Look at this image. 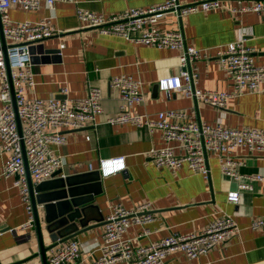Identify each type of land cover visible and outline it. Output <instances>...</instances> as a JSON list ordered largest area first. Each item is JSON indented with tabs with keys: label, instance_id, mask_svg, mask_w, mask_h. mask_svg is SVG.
I'll return each instance as SVG.
<instances>
[{
	"label": "crops",
	"instance_id": "0c3cea01",
	"mask_svg": "<svg viewBox=\"0 0 264 264\" xmlns=\"http://www.w3.org/2000/svg\"><path fill=\"white\" fill-rule=\"evenodd\" d=\"M76 3L57 2L53 8L41 5L35 10L9 9L13 20L37 21L50 17L56 32L41 41L44 49H55L52 54L34 53L32 70L34 86L26 89L29 98L75 99L86 94L89 87L101 92L102 112L95 122L80 129L60 127L64 137L61 145L53 146L61 156V173L48 179L45 187L58 188L61 179L69 177L90 197L86 208L85 225L94 226L74 236L80 248V260L71 264H85V256L96 253L102 239L103 218L111 205L121 203L128 209L139 203L150 205L152 220L145 225L129 224L123 238L133 246L144 245L173 232H197L221 214L232 217L239 231L208 252L189 259L182 252H171L163 264H264V230H251L252 218L264 216V188L253 183V190L240 192L238 202L226 199L227 191L236 188V182L223 175L217 158L206 153L208 177L192 172L183 164L172 172L157 168L147 156L152 147L163 146L157 130L147 126L110 124L108 118L118 111L117 93L109 86L112 77L130 74L142 83L143 100L131 108V114H145L155 119L163 110L182 109L187 115L203 122L240 128H264V91L246 92L228 99L226 106L212 107L186 97L179 91H158L153 86L162 77L179 72V50L156 48L132 43L117 35H103L88 27L76 16L78 7L106 15L119 11L157 5L165 0H76ZM199 0H179L188 4ZM227 6L245 4L251 0H219ZM157 26L164 30H179L187 44L207 48L214 55L218 47L243 39L255 49L254 58L264 65V16L255 13H228L223 10L200 11L182 16L166 12ZM1 34V33H0ZM62 45V47H60ZM45 51V50H44ZM43 53V52H42ZM36 58V59H35ZM196 87L233 91L232 80L212 57L197 63ZM12 103V96H11ZM0 106L2 102L0 101ZM50 130V129H49ZM89 136V139H86ZM124 158L121 170L101 175L100 161ZM232 157L241 164L242 174L264 176V155H249L237 148ZM3 156L0 155V264H38L41 257L35 229L29 240H22L9 232L25 219L26 212L12 178L2 177ZM43 240H51L44 230L43 209L38 206ZM101 223V224H99ZM146 230L145 235H141ZM141 235V236H140ZM50 254L46 252V258ZM33 256V257H32ZM116 264H125L118 262Z\"/></svg>",
	"mask_w": 264,
	"mask_h": 264
},
{
	"label": "built area",
	"instance_id": "2783aa9c",
	"mask_svg": "<svg viewBox=\"0 0 264 264\" xmlns=\"http://www.w3.org/2000/svg\"><path fill=\"white\" fill-rule=\"evenodd\" d=\"M57 2L77 1L0 0L1 33L5 40V49L0 41L1 175L12 178V186L17 189L26 212V219L18 227L8 229L22 240H29L35 229L27 172L34 185L50 179L62 163L61 156L53 148L64 142L59 128L80 129L88 123L94 124L96 115L102 112L101 92L93 86L84 96L75 99L29 98L26 95V89L35 84L30 45L52 36L56 29L50 17L37 21H17L10 17L9 9L17 6L28 11L41 5L53 8ZM218 9L232 14L251 12L263 17L264 0H251L233 7L219 0H199L188 4L179 0H165L157 5L128 8L109 15L78 7L76 16L86 26L96 28L103 35H117L132 43L179 50V72L159 78V90L167 93L179 91L195 101L221 108L231 97L264 91V65L256 63L255 49L246 46L240 39L218 47L212 55L207 48L187 44L181 31L164 30L157 26L166 12H174L180 19L190 13ZM212 57L231 78L232 92L196 87L197 61ZM109 86L117 93L119 105L117 113L108 118V123L145 125L151 131H159L164 145L147 151V156L157 168L174 172L185 164L192 172L206 178L208 167L205 155L209 152L217 158L221 173L236 182V188L227 191V201L238 202L240 192L252 191L254 182H260L264 188L263 175L240 173L241 163L232 157L237 148L249 155H264V128H232L207 123L188 116L182 109L159 111L155 119L145 114H131V108L143 100L141 81L130 74H122L112 77ZM12 91L16 110L11 103ZM123 166V157L101 160V175L117 172ZM152 218L147 202L139 203L133 209L121 203L111 205L103 218L102 241L96 253L85 256V264H163L165 258L176 250L193 259L239 231L232 217L221 214L200 231L184 234L173 232L144 245L133 246L123 238L129 224L143 226ZM248 227L251 230H264V216L252 218ZM145 234L146 230H142L141 235ZM49 251L46 264H71L80 260L79 243L75 237L58 241Z\"/></svg>",
	"mask_w": 264,
	"mask_h": 264
},
{
	"label": "water",
	"instance_id": "95a60500",
	"mask_svg": "<svg viewBox=\"0 0 264 264\" xmlns=\"http://www.w3.org/2000/svg\"><path fill=\"white\" fill-rule=\"evenodd\" d=\"M0 41L2 43L3 49H5V40L2 36V33L0 34ZM29 51L31 53V62H33L35 52L37 54H52L55 49H44L43 43L39 42L36 44H31ZM158 89V83H155L153 86V93L156 94ZM11 93L12 105L14 110H16L14 93L13 91ZM17 124L19 127L20 125L18 119ZM60 173V170H56L52 176ZM27 178L30 201L34 216L35 232L39 245V251L35 254V256L39 255L41 257L42 264H46V252L54 247L58 241H64L68 238L76 236L82 231H86L94 227H89L84 223V217L86 214V208L84 207V204L87 202V200H90L91 195L89 198L80 197L81 194H84L83 192L86 191L77 190L80 188L79 185L70 181L69 177L62 178L60 181V186L55 189L45 187V184L49 182L48 180L34 185L28 172ZM39 205H41L43 209L44 230L47 232L49 239L51 240L49 245L44 244L42 223L38 212Z\"/></svg>",
	"mask_w": 264,
	"mask_h": 264
}]
</instances>
